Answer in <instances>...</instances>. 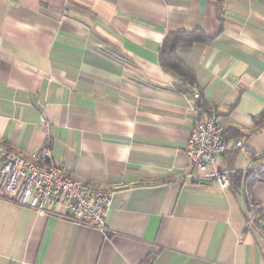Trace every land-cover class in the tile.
Instances as JSON below:
<instances>
[{"label":"crops","instance_id":"crops-1","mask_svg":"<svg viewBox=\"0 0 264 264\" xmlns=\"http://www.w3.org/2000/svg\"><path fill=\"white\" fill-rule=\"evenodd\" d=\"M196 30L210 40L178 49L197 76L180 91L160 52ZM195 93L225 128L221 166L248 184L264 164V0H0V163L50 141L71 177L114 193L105 231L0 197V264H264L246 185L189 177ZM249 187L264 215V181Z\"/></svg>","mask_w":264,"mask_h":264},{"label":"built area","instance_id":"built-area-1","mask_svg":"<svg viewBox=\"0 0 264 264\" xmlns=\"http://www.w3.org/2000/svg\"><path fill=\"white\" fill-rule=\"evenodd\" d=\"M200 100L199 93L194 94ZM196 122L186 145L185 152L190 160L192 172L189 177L198 181L219 184L222 188L232 186L233 171L221 166L222 158L230 150L225 128L215 111L206 119L200 117L201 110L195 107ZM41 124L48 130L50 121L45 115ZM243 147V142H237ZM50 141L38 153L26 157L8 149L2 150L0 163V197L18 203L44 215H60L76 224L105 231L107 217L112 209L114 193L92 184L74 179L57 163L49 150ZM244 192L249 201L248 226L260 225L256 203L250 193V184L264 181V164L253 169Z\"/></svg>","mask_w":264,"mask_h":264},{"label":"trees","instance_id":"trees-1","mask_svg":"<svg viewBox=\"0 0 264 264\" xmlns=\"http://www.w3.org/2000/svg\"><path fill=\"white\" fill-rule=\"evenodd\" d=\"M209 40L210 38L206 36V34L202 30H196L193 32H184V33H170L167 35L160 52V64L163 68L176 74L178 77H180L183 80V83L177 87L178 90L187 91L191 88L196 87L197 85L196 73L194 72L193 69H191L189 66H187L184 62L180 60V58L177 55L178 49L183 47H191L197 43H206ZM197 106L200 110L206 109L205 108L206 104L201 99L199 100ZM247 181H248L247 176L238 175V177L234 178V181L232 180V184L234 182L236 188L239 189L240 186L247 185ZM258 213H259V220L262 221L264 215L262 211L259 209H258ZM260 225L258 224L257 226L256 224L252 223L249 226L257 229H262Z\"/></svg>","mask_w":264,"mask_h":264}]
</instances>
